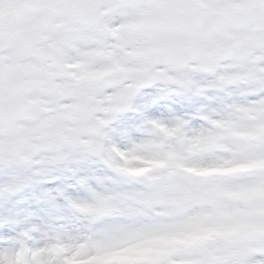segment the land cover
<instances>
[{
    "label": "snow or ice",
    "instance_id": "6c2138e0",
    "mask_svg": "<svg viewBox=\"0 0 264 264\" xmlns=\"http://www.w3.org/2000/svg\"><path fill=\"white\" fill-rule=\"evenodd\" d=\"M92 162L114 186L67 200L82 228L22 210ZM0 228V264H264V0H0Z\"/></svg>",
    "mask_w": 264,
    "mask_h": 264
},
{
    "label": "rangeland",
    "instance_id": "374dc122",
    "mask_svg": "<svg viewBox=\"0 0 264 264\" xmlns=\"http://www.w3.org/2000/svg\"><path fill=\"white\" fill-rule=\"evenodd\" d=\"M180 96L173 95L170 100L162 101V105H171L173 108H178L181 101ZM202 98H195L191 105L194 110L201 103ZM164 111L163 107H154L150 111V115H160ZM165 116L169 115L167 112ZM179 114V113H178ZM139 124L138 120L133 118L131 113L119 114L113 122L114 128L127 129L128 134L132 139L139 138V133L134 129ZM119 142V141H118ZM127 143V140L123 141ZM127 163H134L135 158H125ZM126 171L137 174L145 169L139 167L126 168ZM79 176H88L89 182L87 186L78 183ZM113 177L110 171L103 166L92 162L86 167H81L79 172L72 173L65 169H54L46 176L41 177L35 184L29 185L20 194L17 199L21 201V208L26 213H33L29 218L36 223L47 224L54 223L57 227L82 228L86 221L83 217H78L73 214L72 209L67 207V200H86L90 197V190H102L104 187L114 186L112 183ZM51 190L54 195V203H48L38 199L45 191ZM57 190L63 192L64 195H56ZM7 229L0 228V234L6 232ZM169 246L168 242H149L145 247L139 249L144 254H159ZM17 264H22L20 259ZM71 264H105L102 259L91 258L87 262L72 260Z\"/></svg>",
    "mask_w": 264,
    "mask_h": 264
}]
</instances>
